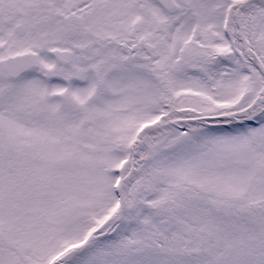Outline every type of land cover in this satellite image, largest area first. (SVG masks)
<instances>
[{
  "label": "snow or ice",
  "instance_id": "snow-or-ice-1",
  "mask_svg": "<svg viewBox=\"0 0 264 264\" xmlns=\"http://www.w3.org/2000/svg\"><path fill=\"white\" fill-rule=\"evenodd\" d=\"M0 264H264V0H0Z\"/></svg>",
  "mask_w": 264,
  "mask_h": 264
}]
</instances>
